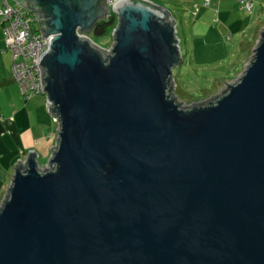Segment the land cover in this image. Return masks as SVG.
Segmentation results:
<instances>
[{"label": "water", "instance_id": "95a60500", "mask_svg": "<svg viewBox=\"0 0 264 264\" xmlns=\"http://www.w3.org/2000/svg\"><path fill=\"white\" fill-rule=\"evenodd\" d=\"M37 15L46 166L0 203V264H264V27L227 90L182 105L176 23L153 2L12 0ZM115 14L108 51L88 34ZM49 148V149H50Z\"/></svg>", "mask_w": 264, "mask_h": 264}, {"label": "crops", "instance_id": "0c3cea01", "mask_svg": "<svg viewBox=\"0 0 264 264\" xmlns=\"http://www.w3.org/2000/svg\"><path fill=\"white\" fill-rule=\"evenodd\" d=\"M159 1L174 4L175 8L180 6L179 4H188L190 12L196 5L197 11L194 14L196 19L209 12L206 19L208 21L213 19L211 22L214 24L196 37L203 39V42L194 44L195 57L196 53L203 55L205 50L206 53L209 51V55L215 60L228 59V51L221 45V34L226 32L233 37H240L238 51L242 48L246 22L238 17L239 11L235 0H210L207 6L204 5V0ZM254 31L257 33L259 30ZM56 137L57 124L47 113L44 95L24 98L20 92L11 72L9 55L4 51L0 22V203L6 195L16 163L32 150L36 152L37 160L43 164L39 166L43 167L47 164L52 151L50 146L55 145Z\"/></svg>", "mask_w": 264, "mask_h": 264}, {"label": "rangeland", "instance_id": "374dc122", "mask_svg": "<svg viewBox=\"0 0 264 264\" xmlns=\"http://www.w3.org/2000/svg\"><path fill=\"white\" fill-rule=\"evenodd\" d=\"M10 5H16L14 1L7 0ZM152 2L165 9L176 23V34L179 39V47L182 55V62L173 67L174 93L176 99L182 105L196 103H207L215 100L223 94L228 86L234 83L242 73L245 64L249 61L253 48L259 38V32L264 27V0H253L252 10L249 13L246 9L238 7V17L245 24L246 33L243 37L242 48L238 51L240 37H233L228 32L221 34V45L228 51V59H213L212 55L206 56L193 52L194 44L203 42V39L196 38L208 26H212L211 21L206 19L209 15H200L199 18L192 15L188 4L174 7V4L166 1L152 0ZM161 4V5H160ZM204 8H208L205 7ZM193 9V7H192ZM210 11V10H208ZM212 13V11H211ZM215 15L213 14V17ZM215 18V17H214ZM204 21L205 23H201ZM194 22V23H193ZM203 30H200L202 29ZM254 30H259L257 33ZM257 34V35H256ZM88 37L92 43L96 44L101 50L108 51L112 45L113 38L111 33L100 37H95L90 32ZM198 49V47H197ZM238 51V53H236ZM219 56V55H217ZM210 58H212L210 60ZM209 60V61H204ZM179 87V88H178ZM181 90V93L178 92ZM56 123V122H55ZM57 124V123H56ZM38 165H43L37 160ZM46 166V165H44ZM43 166V167H44Z\"/></svg>", "mask_w": 264, "mask_h": 264}, {"label": "built area", "instance_id": "2783aa9c", "mask_svg": "<svg viewBox=\"0 0 264 264\" xmlns=\"http://www.w3.org/2000/svg\"><path fill=\"white\" fill-rule=\"evenodd\" d=\"M120 0H107L109 9ZM152 2V0H143ZM210 0H204L207 6ZM0 22L4 41V51L9 55L10 68L24 98L44 95L41 88L39 57L48 49V38H42L37 15L34 11L10 5L0 0ZM238 7L252 10L253 0H236ZM197 11L194 5L192 14ZM110 14V13H109ZM174 81V78H173ZM175 82V81H174ZM45 105L47 107L46 99ZM53 119V118H52ZM54 121V120H53ZM55 122V121H54Z\"/></svg>", "mask_w": 264, "mask_h": 264}, {"label": "trees", "instance_id": "16d2710c", "mask_svg": "<svg viewBox=\"0 0 264 264\" xmlns=\"http://www.w3.org/2000/svg\"><path fill=\"white\" fill-rule=\"evenodd\" d=\"M116 22L117 20L115 14L110 13L109 16H107L105 19L97 20L93 24L90 33L95 37L109 35L112 32V29L115 27ZM178 92L181 93V90L178 89Z\"/></svg>", "mask_w": 264, "mask_h": 264}]
</instances>
